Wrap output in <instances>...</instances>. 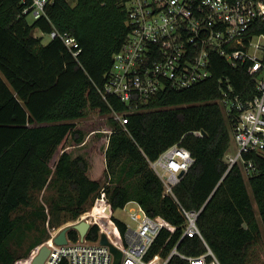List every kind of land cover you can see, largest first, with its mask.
Returning <instances> with one entry per match:
<instances>
[{
  "label": "trees",
  "instance_id": "trees-1",
  "mask_svg": "<svg viewBox=\"0 0 264 264\" xmlns=\"http://www.w3.org/2000/svg\"><path fill=\"white\" fill-rule=\"evenodd\" d=\"M23 7L22 0H0V264H16L49 238L44 229L30 241L48 217L43 204L27 220L13 213L34 206L33 192L50 186L60 190V200L69 196L65 205L52 199V210L71 211V219L103 188L114 210L136 200L148 215L164 220L148 254L153 264L175 247L187 256L210 247L221 264H264V165L249 179L238 165L226 173L232 121L217 102L226 75L241 97L253 96L255 79L247 67L218 58L213 77L183 90L167 87L141 105L145 110L131 113L123 130L111 114L128 106L114 95L104 99L99 90L129 33L120 0H58L32 23ZM53 29L77 38V58L59 38L44 43L35 35ZM93 115L102 118H88ZM102 123L112 130L105 151L91 138ZM199 130L206 134H195ZM177 142L195 162L174 198L164 193L149 161ZM181 207L201 210L202 236H183ZM114 219L124 231L125 222ZM68 234L79 238L76 229ZM87 237L98 239L99 226ZM167 264L190 263L174 253Z\"/></svg>",
  "mask_w": 264,
  "mask_h": 264
},
{
  "label": "built area",
  "instance_id": "built-area-1",
  "mask_svg": "<svg viewBox=\"0 0 264 264\" xmlns=\"http://www.w3.org/2000/svg\"><path fill=\"white\" fill-rule=\"evenodd\" d=\"M57 1L22 0L23 13L35 21ZM120 3L127 13L129 33L113 55L107 81L99 89L104 99L114 95L128 106L123 112L113 111V118L126 130L129 115L145 110L141 105L167 87L183 90L213 77L218 58L233 68L245 66L255 79L253 96L241 97L231 77L226 75L219 80L222 93L217 102L232 121L231 135L235 142L234 152L228 151L225 156L226 173L238 165L246 179L257 174L264 165V0H120ZM44 34L59 38L74 57L80 54L74 35L57 29L35 32L36 36ZM195 134L204 135L201 130ZM149 162L163 183L164 193L175 198L174 188L195 158L177 142ZM129 203L135 204L127 210L135 225L125 223L122 231L102 189L96 206L73 221L78 224L89 220L91 227L98 225V239L87 237L89 229L84 238L80 234L77 240L68 238L65 245L51 242V253L44 264H61L63 260L67 264H113L114 254L100 242L102 233L122 251L121 264H153L148 254L165 221L148 215L136 200L123 208ZM180 210L187 220L183 236H202L197 224L201 210L183 207ZM174 253L190 264H221L210 247L198 256L181 254L176 247L170 256ZM170 256L161 264H167Z\"/></svg>",
  "mask_w": 264,
  "mask_h": 264
},
{
  "label": "rangeland",
  "instance_id": "rangeland-1",
  "mask_svg": "<svg viewBox=\"0 0 264 264\" xmlns=\"http://www.w3.org/2000/svg\"><path fill=\"white\" fill-rule=\"evenodd\" d=\"M28 20L30 23H32L34 21L33 17L30 15L28 17ZM50 40V36L47 34L43 35V42L44 43H48ZM108 116H104V119L107 120ZM89 119H101L102 117H100L99 115H93L88 117ZM111 129H109L104 123H102L101 127L99 129H97L94 134L91 136V138H93V141L96 142L98 148H100L102 151H105V148L108 144L107 140L109 137V134ZM232 139V137H231ZM235 150V142L233 140H231V148L229 150V152H234ZM103 189V188H102ZM101 189V190H102ZM100 190V191H101ZM35 195V199L36 202L34 204V206H28V207H24L21 206L20 208H18L14 213H13V217L16 216H21L24 219L23 220H27L30 216L31 211L33 210V208L37 205V204H43L46 208H47V212H48V217L46 220H42L41 222H39L40 225V232L38 233L36 230L34 231V233L31 234V238L30 241H33V239H35V237L37 235H44V229H46L47 234L45 238H47L49 236V238H47L45 240V242H43L41 245L47 243V241L52 242V239L55 235H57L64 227H66L67 225L71 226V230L73 229V221L76 219L72 218V212L68 211V210H60V211H53L52 207H51V202L52 199H57L58 201H61L62 205H65L68 201V197L60 200L61 198V194H60V190L57 187H46L40 191L36 190L33 192ZM67 194H72L73 196L76 195L75 192H73L72 190H68L66 192ZM101 196V192H98L96 195H94L93 198L90 199V201L87 204V208L86 211L88 210H92L95 206H96V200ZM135 206V204L133 203H129L127 205V207L125 208H118L114 210L113 216L115 218H118L122 221H124L125 223L131 224V225H135V222L133 220H131V218L128 215V209L130 210L131 208H133ZM84 211V212H86ZM259 217V215H258ZM260 219V218H259ZM91 220V217H90ZM89 221V220H88ZM43 232V233H42ZM36 235V236H35ZM68 238H69V234H68ZM73 240V239H71ZM29 241H28V245H29ZM27 247V244L24 246V249ZM38 248V247H37ZM36 248V249H37ZM36 249H34L32 251L31 254H29L28 259L23 258L20 259L19 261L16 262V264H30L32 258L34 257V253L36 251ZM32 255V256H31Z\"/></svg>",
  "mask_w": 264,
  "mask_h": 264
},
{
  "label": "water",
  "instance_id": "water-1",
  "mask_svg": "<svg viewBox=\"0 0 264 264\" xmlns=\"http://www.w3.org/2000/svg\"><path fill=\"white\" fill-rule=\"evenodd\" d=\"M204 134H206L205 131H203ZM184 173H181L183 175ZM160 218V217H158ZM161 219V218H160ZM71 225V224H70ZM67 225L64 227L57 235H55L52 239V242L56 245H65L69 242L68 239V233L71 230V226ZM73 229H76L81 238H84L88 232V230L91 227V223L89 221H81L78 224H73ZM100 242L104 245H108L109 248L111 249L112 253L114 254V263L113 264H121L122 260V251L115 246L112 242L109 241L107 235L105 233L101 234V239ZM51 242L47 241V243L38 246V251L36 255L33 257L32 261L30 264H44L46 259L51 253ZM32 253V252H31Z\"/></svg>",
  "mask_w": 264,
  "mask_h": 264
},
{
  "label": "bare ground",
  "instance_id": "bare-ground-1",
  "mask_svg": "<svg viewBox=\"0 0 264 264\" xmlns=\"http://www.w3.org/2000/svg\"><path fill=\"white\" fill-rule=\"evenodd\" d=\"M37 251H38V248L36 249V251H35V253H34V256L36 255V253H37ZM32 256V255H31ZM26 259H28V258H26ZM33 259V258H32ZM32 261V260H31ZM31 263V262H30Z\"/></svg>",
  "mask_w": 264,
  "mask_h": 264
}]
</instances>
